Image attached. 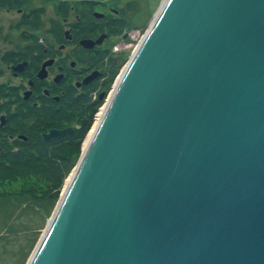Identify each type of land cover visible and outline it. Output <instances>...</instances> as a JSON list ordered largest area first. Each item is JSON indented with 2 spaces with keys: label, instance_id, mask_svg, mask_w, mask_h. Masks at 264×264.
<instances>
[{
  "label": "water",
  "instance_id": "water-1",
  "mask_svg": "<svg viewBox=\"0 0 264 264\" xmlns=\"http://www.w3.org/2000/svg\"><path fill=\"white\" fill-rule=\"evenodd\" d=\"M26 264H264V0H164Z\"/></svg>",
  "mask_w": 264,
  "mask_h": 264
},
{
  "label": "flooded vegetation",
  "instance_id": "flooded-vegetation-1",
  "mask_svg": "<svg viewBox=\"0 0 264 264\" xmlns=\"http://www.w3.org/2000/svg\"><path fill=\"white\" fill-rule=\"evenodd\" d=\"M122 1L0 0L1 164L6 152L43 144L41 135L59 129L60 114L72 115L97 84L131 0Z\"/></svg>",
  "mask_w": 264,
  "mask_h": 264
},
{
  "label": "trees",
  "instance_id": "trees-1",
  "mask_svg": "<svg viewBox=\"0 0 264 264\" xmlns=\"http://www.w3.org/2000/svg\"><path fill=\"white\" fill-rule=\"evenodd\" d=\"M129 9L132 12H135L138 9L136 3L131 2L129 4ZM127 25L128 23L123 21L122 24L117 26L114 34L117 35L121 33V30ZM105 56L106 51L102 53L100 57L101 61ZM121 60L110 59L108 77L103 84L105 90H108L118 73ZM88 100V98H83L74 106V108L76 107V110L80 111V115L82 113L93 114L95 109L100 105V102L98 101L89 104ZM90 107L91 110L89 111L88 109ZM68 118L71 119V116L68 113H61L59 116L61 121H68ZM87 124L86 121H83L81 124L82 127L75 129L72 134L65 135L56 141L42 144L38 139V143L32 150L27 149V151L21 153L6 152L5 155L6 159L8 158L7 161L9 164L5 166L0 163V186L7 187V190L4 189L0 191V202H2V199H5V197H17V203H22L25 209L30 208L31 210L33 209L34 211L41 212L44 208L47 211V206L54 207L58 199L57 192L60 190L64 179L75 165L76 152L83 139L84 132L87 129ZM63 151H67L68 154H64ZM72 153L74 155H71ZM25 180H33L35 183L41 185L42 189H39V192L34 194L33 191L27 189V185L24 182ZM16 181L20 184L12 186V182ZM10 214L12 215L10 219H14L17 215L12 212ZM8 215H5V220ZM7 235L8 231L2 229L0 231V241L7 239ZM28 249H30V252L33 249V246H30ZM24 259L25 255L23 260ZM24 263L25 261L23 264Z\"/></svg>",
  "mask_w": 264,
  "mask_h": 264
},
{
  "label": "rangeland",
  "instance_id": "rangeland-1",
  "mask_svg": "<svg viewBox=\"0 0 264 264\" xmlns=\"http://www.w3.org/2000/svg\"><path fill=\"white\" fill-rule=\"evenodd\" d=\"M164 0H134L137 6V10L132 12L130 9L127 11V18H128V27L133 28L137 31H142L144 29H148L149 25L153 21L154 16L156 15L161 3ZM115 3L123 4L122 0H115ZM115 39V38H114ZM112 40L107 46L109 47L110 44H114L115 40ZM129 56L131 55V50L126 52ZM121 66L118 71L119 73L122 71L123 66L127 62V57L121 58ZM112 83L108 90L105 92L104 101L100 103V107H97L93 114L91 113H82L80 115L79 110H75L73 114H69L71 119L68 118V121H59L56 123V126L59 128L70 126L73 127L74 125H81L83 121H86L88 124L87 129L84 132L83 139L81 140L77 154L75 157V164L79 160L83 149H84V142L92 130L94 124L98 119V115L101 114V111L105 108V103L110 98V92L113 90ZM91 110V107L88 109ZM98 123V122H97ZM52 126V124H50ZM82 127V126H81ZM64 154H68L67 151H63ZM71 155H74L73 153ZM72 170V169H71ZM71 173V171H70ZM64 179L60 190H58V199L57 202L62 195L63 188L67 184L69 179V175ZM27 185V189L34 192H39V189H42L41 185L35 183L33 180H25L24 181ZM20 184L18 181L12 182L13 185ZM13 188V187H11ZM7 190V187L0 186L1 190ZM8 199V200H7ZM17 197H5L0 202V231L2 229L8 231V235L6 236L7 239L0 241V264H26L28 258L30 257L31 253L33 252L36 244L38 243L41 235L43 234V230L46 227L47 220L50 218L57 202L55 203L54 207L47 206V211L44 210L41 212L31 210L30 208L23 207V204H18L16 201ZM13 210V211H12ZM16 210V212H15ZM16 213V217L13 219L11 218L10 213ZM9 214V215H8ZM5 215H8L7 219L5 220ZM9 220V221H8ZM8 223L6 224V222ZM9 237V238H8ZM33 246V249L29 252V247ZM25 255V259L23 260Z\"/></svg>",
  "mask_w": 264,
  "mask_h": 264
},
{
  "label": "built area",
  "instance_id": "built-area-1",
  "mask_svg": "<svg viewBox=\"0 0 264 264\" xmlns=\"http://www.w3.org/2000/svg\"><path fill=\"white\" fill-rule=\"evenodd\" d=\"M130 42L126 44V48L135 50L143 39V34L140 31L133 30L130 32Z\"/></svg>",
  "mask_w": 264,
  "mask_h": 264
},
{
  "label": "bare ground",
  "instance_id": "bare-ground-1",
  "mask_svg": "<svg viewBox=\"0 0 264 264\" xmlns=\"http://www.w3.org/2000/svg\"><path fill=\"white\" fill-rule=\"evenodd\" d=\"M100 116H101V114L100 115H98V119H100ZM97 119V121H96V123L94 124V126H93V128H92V130L90 131V133L88 134V136H87V138H86V140H85V142H84V148H85V146H86V144H87V142H88V140H89V138L91 137V135H92V133H93V131H94V129H95V127H96V125H97V122L99 121Z\"/></svg>",
  "mask_w": 264,
  "mask_h": 264
}]
</instances>
